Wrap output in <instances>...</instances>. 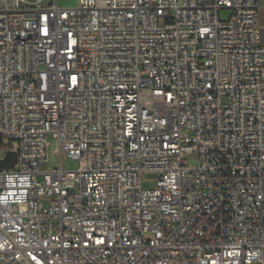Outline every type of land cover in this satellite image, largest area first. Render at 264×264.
<instances>
[{
  "label": "built area",
  "instance_id": "built-area-1",
  "mask_svg": "<svg viewBox=\"0 0 264 264\" xmlns=\"http://www.w3.org/2000/svg\"><path fill=\"white\" fill-rule=\"evenodd\" d=\"M260 29L257 0H0V264H264Z\"/></svg>",
  "mask_w": 264,
  "mask_h": 264
},
{
  "label": "rangeland",
  "instance_id": "rangeland-1",
  "mask_svg": "<svg viewBox=\"0 0 264 264\" xmlns=\"http://www.w3.org/2000/svg\"><path fill=\"white\" fill-rule=\"evenodd\" d=\"M28 3H32L34 0H27ZM51 0H44L48 3ZM60 6H74L77 0H57ZM218 17L220 21H225L229 17V10L220 9L218 12ZM260 42L264 44V29L259 31ZM12 151L17 150V143L15 141H9L3 138L0 143V156H3L7 150ZM54 163H60L61 168L66 171H77L80 167L78 160L68 159L65 156L58 159V154L54 150L49 151L48 161L42 164V168L46 169L52 166ZM157 175L153 173H144L142 175V188L143 189H154L156 187Z\"/></svg>",
  "mask_w": 264,
  "mask_h": 264
},
{
  "label": "water",
  "instance_id": "water-1",
  "mask_svg": "<svg viewBox=\"0 0 264 264\" xmlns=\"http://www.w3.org/2000/svg\"><path fill=\"white\" fill-rule=\"evenodd\" d=\"M17 161V155L15 151H6L2 158H0V168L10 169Z\"/></svg>",
  "mask_w": 264,
  "mask_h": 264
},
{
  "label": "crops",
  "instance_id": "crops-1",
  "mask_svg": "<svg viewBox=\"0 0 264 264\" xmlns=\"http://www.w3.org/2000/svg\"><path fill=\"white\" fill-rule=\"evenodd\" d=\"M257 3L260 7V26L264 29V0H257Z\"/></svg>",
  "mask_w": 264,
  "mask_h": 264
}]
</instances>
